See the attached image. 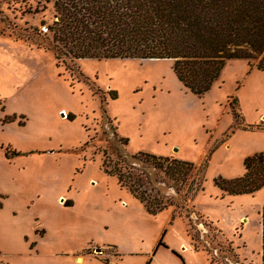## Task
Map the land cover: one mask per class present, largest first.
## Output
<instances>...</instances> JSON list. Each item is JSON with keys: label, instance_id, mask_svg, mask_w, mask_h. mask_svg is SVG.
<instances>
[{"label": "rangeland", "instance_id": "rangeland-1", "mask_svg": "<svg viewBox=\"0 0 264 264\" xmlns=\"http://www.w3.org/2000/svg\"><path fill=\"white\" fill-rule=\"evenodd\" d=\"M51 19L50 2L0 0V264H261L264 186L213 177L264 157V67L229 59L196 95L169 58H55ZM138 150L194 165L181 181L140 163L170 202L155 213L102 169Z\"/></svg>", "mask_w": 264, "mask_h": 264}, {"label": "trees", "instance_id": "trees-1", "mask_svg": "<svg viewBox=\"0 0 264 264\" xmlns=\"http://www.w3.org/2000/svg\"><path fill=\"white\" fill-rule=\"evenodd\" d=\"M44 2H50L52 9V19L45 25L50 32L45 47L51 49L55 58H169L176 79L196 95L210 87L229 59L242 58L257 68L264 67V0ZM108 94L110 98L116 97L113 89ZM13 119L14 113L4 114L1 121ZM120 138L127 141L125 136ZM108 162L109 159L101 162L103 171L114 175L148 213H155L170 202L142 186L144 167L136 171L140 163H148L181 181L194 172V165L188 160L140 150L116 156L111 165ZM242 165L240 175L215 176L213 183L222 192L233 195L263 187V154L258 151L244 156ZM201 180L198 177L186 191L192 194ZM65 203L69 205L70 201ZM260 226V262L264 264V204L260 209Z\"/></svg>", "mask_w": 264, "mask_h": 264}, {"label": "crops", "instance_id": "crops-1", "mask_svg": "<svg viewBox=\"0 0 264 264\" xmlns=\"http://www.w3.org/2000/svg\"><path fill=\"white\" fill-rule=\"evenodd\" d=\"M76 260H81V256H76Z\"/></svg>", "mask_w": 264, "mask_h": 264}]
</instances>
